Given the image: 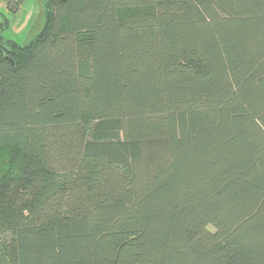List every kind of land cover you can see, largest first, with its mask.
I'll return each instance as SVG.
<instances>
[{"label": "trees", "instance_id": "16d2710c", "mask_svg": "<svg viewBox=\"0 0 264 264\" xmlns=\"http://www.w3.org/2000/svg\"><path fill=\"white\" fill-rule=\"evenodd\" d=\"M45 4L0 36L5 264H264V0Z\"/></svg>", "mask_w": 264, "mask_h": 264}, {"label": "rangeland", "instance_id": "374dc122", "mask_svg": "<svg viewBox=\"0 0 264 264\" xmlns=\"http://www.w3.org/2000/svg\"><path fill=\"white\" fill-rule=\"evenodd\" d=\"M47 7L45 0H22L19 11L11 15L4 0H0V36L3 40L13 41L20 46L27 45L41 32L46 17ZM209 231L213 232L211 227ZM9 234L0 233V264L6 263V248Z\"/></svg>", "mask_w": 264, "mask_h": 264}]
</instances>
